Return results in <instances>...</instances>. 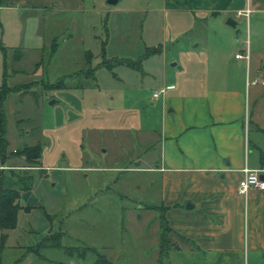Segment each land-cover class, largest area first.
I'll use <instances>...</instances> for the list:
<instances>
[{"label":"rangeland","instance_id":"374dc122","mask_svg":"<svg viewBox=\"0 0 264 264\" xmlns=\"http://www.w3.org/2000/svg\"><path fill=\"white\" fill-rule=\"evenodd\" d=\"M171 1L181 4V0H121L109 5L110 12L102 7L86 13L62 11L45 22L29 11L22 18L23 59L13 62L14 50L6 63L0 49V68L21 72L13 87L28 91L14 105V113L6 105L7 135L14 146L40 142L43 147L39 166L26 168L34 179L20 201L30 210L21 209L17 227L7 231L3 251L0 248L4 262L213 264L218 257L213 251L183 252L170 237L162 180L147 153L152 139L138 134L140 128L160 124L158 105H151L149 98L161 87L163 61L168 74L176 75L181 65H189L184 51H193L197 44L193 41L199 40V32L171 39L170 19L177 13L182 17L180 10L169 12L168 39L163 42L164 16L155 9ZM152 26L153 44L165 43L162 56L146 55ZM53 40L59 43L55 54ZM86 51L93 56L89 66L94 78L85 76ZM175 60L179 66H172ZM124 61L141 63L142 70ZM107 128L128 130L130 144L102 136ZM94 130L98 134L91 141L89 133ZM107 146L109 152H104ZM18 157L27 164L24 156ZM49 234H56L62 247L36 252Z\"/></svg>","mask_w":264,"mask_h":264},{"label":"crops","instance_id":"0c3cea01","mask_svg":"<svg viewBox=\"0 0 264 264\" xmlns=\"http://www.w3.org/2000/svg\"><path fill=\"white\" fill-rule=\"evenodd\" d=\"M119 2L0 0V49L5 62L11 58V51L22 49L26 12L45 22L58 18L62 11L86 13L102 7L110 12L113 7L109 5ZM247 6L253 9L249 19L238 16L237 12ZM157 10L164 16L163 42L168 39L169 12L183 13L170 19L172 40L199 32V40L193 41L197 43L195 51H184L189 65H181V73L168 74L167 61H163L161 87L149 98L151 105H158L159 126L138 129L139 137L152 139L147 153L162 180L161 201L170 237L188 254L216 252L213 264H264V190L239 191L245 166L260 169L264 175V0H181L180 6L171 1ZM229 18L234 19L235 26L227 23ZM153 33L152 26L149 40H145L146 55L162 56L165 43L153 44ZM247 43L249 63L236 57L238 52H245ZM233 49L234 57L230 55ZM172 66H179V61ZM4 68H0V169L12 165L20 169L25 168V162L14 152L31 145L11 143L5 117L6 105L14 113L22 92L4 94L3 87L17 85L21 72ZM248 76L259 82L248 85ZM163 88L165 93L154 97ZM106 130L102 136L130 144L128 130ZM96 131L89 133V140L98 134ZM3 138L7 145L2 153ZM108 147L103 151L109 152Z\"/></svg>","mask_w":264,"mask_h":264},{"label":"trees","instance_id":"16d2710c","mask_svg":"<svg viewBox=\"0 0 264 264\" xmlns=\"http://www.w3.org/2000/svg\"><path fill=\"white\" fill-rule=\"evenodd\" d=\"M59 43L57 40H53L51 45V52L53 54L56 53L58 49ZM23 50L18 47L15 49V54L13 55V62H18L23 58ZM92 53L90 51H86L85 53V63L88 67L87 73L85 74L86 77H93L95 76V72L93 67L89 66L92 60ZM125 65L137 69L142 70L141 63H136L132 61H124ZM109 67H112V64H108ZM7 76V75H6ZM61 82V80L59 81ZM58 82V83H59ZM21 87V86H20ZM20 87H13L5 85L3 87L4 94L11 92V91H21L22 94L24 92H28L27 90H23ZM60 88H63L60 87ZM5 126V125H4ZM4 126L2 124V132L4 131ZM3 150L7 145L6 140L3 138ZM16 155L24 156L26 163L24 166L25 168H20L14 170L15 168H6L0 169V230H1V243L0 248L1 251L4 249L5 240L8 236L7 231L10 229H14L17 227L18 224V216L21 209L30 210L29 206H24L21 204V193L24 190H30L32 188V183L34 176L31 174L30 169H26L27 167L32 166H39L41 162L43 147L41 143L31 145V146H24L23 148L16 149ZM36 163V164H35ZM41 172L46 170L45 168H40ZM58 234V233H56ZM56 234H49L46 236L38 245L36 252L49 247H62L60 241L55 240L57 236ZM68 251H71V248H68ZM0 264H14V263H7L2 260L0 255Z\"/></svg>","mask_w":264,"mask_h":264},{"label":"built area","instance_id":"2783aa9c","mask_svg":"<svg viewBox=\"0 0 264 264\" xmlns=\"http://www.w3.org/2000/svg\"><path fill=\"white\" fill-rule=\"evenodd\" d=\"M253 9L250 6H247L244 9H241L237 12L238 16H244L247 19H249V16L251 15ZM237 58H243L249 63L250 61V49L249 44L247 43V47L245 48V52H238L236 54ZM259 82L258 79L251 78L248 76L247 78V84H256ZM165 93V89H161L160 91H157L154 93V97H159L161 94ZM244 176L240 180L239 183V191L242 194H247L251 189H261L264 190V175L262 174V171L260 169H253L248 166H245L242 169Z\"/></svg>","mask_w":264,"mask_h":264},{"label":"water","instance_id":"95a60500","mask_svg":"<svg viewBox=\"0 0 264 264\" xmlns=\"http://www.w3.org/2000/svg\"><path fill=\"white\" fill-rule=\"evenodd\" d=\"M108 2H109L110 4H115V3L118 2V0H108ZM227 23L230 24V25H232V26H235V25H236V22H235L234 19H232V18H229V19L227 20Z\"/></svg>","mask_w":264,"mask_h":264}]
</instances>
